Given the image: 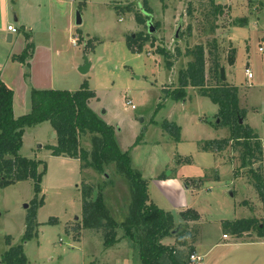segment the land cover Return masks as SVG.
<instances>
[{
    "label": "rangeland",
    "instance_id": "rangeland-1",
    "mask_svg": "<svg viewBox=\"0 0 264 264\" xmlns=\"http://www.w3.org/2000/svg\"><path fill=\"white\" fill-rule=\"evenodd\" d=\"M7 1L0 0V71L9 55L18 50L16 41L11 43L4 35L16 11V5L6 6ZM41 1L46 17L50 13L56 17L53 30L57 32H53L60 57L56 58L59 69L55 73L63 77L56 88L74 92L87 84L96 93L90 108L114 128L119 148L130 152L132 169L147 180L150 197L169 207L174 215L173 236L162 244L173 248L186 264H264V238L256 231L238 237L225 226L226 221L240 219H257L264 224V200L253 184L250 167H241L243 148L229 144L221 152L204 149L208 141L230 138L233 130L221 125L219 106L200 95L198 89L187 88V96L181 101L173 100L167 92L179 87L180 71L193 60L187 51L203 45L207 85L219 83L213 71L218 59L226 69L227 84L239 88V107L245 115L242 124L249 125L247 116L254 114L257 125L263 127L264 52L260 48H264V0H215L225 7L219 16L214 15L210 0H69L71 5L67 0ZM146 2L155 27L157 23L160 27L149 33L144 51L134 53L128 47V36L148 34V27L136 21V13H141ZM27 4L25 1L21 6L28 18ZM130 5L132 12L126 9ZM78 13L83 19L81 26L76 25ZM43 29L34 32L35 44H48ZM22 34L16 33L15 38ZM160 49L172 55L171 69ZM87 62L90 69L83 74L79 68ZM247 68L255 74L254 79H248ZM29 79L26 81L31 86ZM20 100L23 102L22 97ZM25 102L26 111L20 112L24 110L20 105L18 116L30 112V92ZM166 121L182 128L180 141L163 129ZM255 132L259 133L257 129ZM94 137L86 135L81 140L90 155L96 148ZM22 140L21 155L41 162V171L46 168L43 191L37 199L44 198L45 205L36 215L38 236L24 242L26 221L33 212L34 181L0 185V264H6L2 261L4 253L18 245L24 246L28 264H143L142 231L132 230L130 236L123 227L118 228V242L107 249L102 229L83 226L85 185L92 187L93 200L99 194L105 197L118 224L129 217L133 190L115 163L98 170L84 168L85 162L78 159L52 155L49 146L58 140L48 121L27 127ZM262 165L264 174V156ZM260 166L256 163L254 168ZM160 174L166 178L161 179ZM167 179L169 206L157 189L163 185L159 182ZM188 210L196 211L199 219L183 220L181 214ZM237 243L241 244L234 245ZM196 248L203 260L192 263L190 257ZM164 263H171L169 257Z\"/></svg>",
    "mask_w": 264,
    "mask_h": 264
},
{
    "label": "trees",
    "instance_id": "trees-1",
    "mask_svg": "<svg viewBox=\"0 0 264 264\" xmlns=\"http://www.w3.org/2000/svg\"><path fill=\"white\" fill-rule=\"evenodd\" d=\"M210 1L215 16L224 13V6L216 4L215 0ZM126 9L130 12L134 11L131 5ZM152 13L146 2L141 13H136V21L147 27L149 19H153ZM189 13L192 14V10H189ZM241 22L245 23V20ZM156 26L160 27L158 23ZM150 38L149 33L140 32L135 36L132 34L128 36L127 44L134 53H142ZM26 41L25 50L14 59L27 67L25 78L29 79L31 64L28 60L33 56L35 44L28 33ZM159 53L165 56L167 67L171 69L173 62H169L172 58L170 52L160 49ZM178 53L181 54L180 50ZM186 54L193 60L186 69L180 71L179 87L173 92L167 91L169 97L175 101H181L187 96V88L192 87L198 89L200 95L209 97L214 104L219 106L221 125L230 127L233 133L228 139L208 141L204 149L221 152L229 144L243 148L241 167H250L253 184L259 197L264 200L263 146L258 133L249 125L245 126L239 122L245 117L239 107V88L222 81L221 65L218 59L214 60L213 71L219 83L215 86L207 85L206 50L203 45L188 50ZM94 98H96V93L90 90L87 84L82 86L81 90L74 92L31 88V110L17 118L14 113V91L0 79V185L6 187L21 181H34L33 212L27 218L23 241H31L38 236L36 228L39 223L36 215L38 209L45 205V200L44 198L40 201L37 199L43 191L42 179L46 168L41 171V162L21 155L22 138L27 127L48 121L56 131L58 140L56 145L49 146L52 155L78 159L85 162L84 168L93 167L98 170H102L105 164L115 163L117 170L128 179L132 187L133 204L129 217L124 224H118L106 205L105 197L99 194L93 200L92 187L85 185L82 189L83 226L89 229H102L105 232L104 245L107 249L118 242V228L123 227L126 234L130 236H133L132 230L142 231L144 235L140 242V258L143 264H166L164 263L165 257H169L170 264H186L177 258L173 248L162 244L165 238L173 236L174 215L154 203H149L147 180L132 169L130 152L121 151L115 139L114 128L107 125L90 108V101ZM163 129L175 140H181L182 128L176 123L166 121ZM86 135L95 136L93 141L96 148L91 155L81 144L82 138ZM92 155L93 159L90 160L89 157L91 158ZM256 163L261 164L260 168H254ZM160 178L164 179L166 175L163 174ZM181 217L186 221H196L199 219V214L188 210L182 212ZM49 222L52 223L51 220ZM225 226L238 237L256 231L259 237L264 238V224L257 219L226 221ZM2 261L6 264H28L24 246L18 245L10 248L4 253Z\"/></svg>",
    "mask_w": 264,
    "mask_h": 264
},
{
    "label": "crops",
    "instance_id": "crops-1",
    "mask_svg": "<svg viewBox=\"0 0 264 264\" xmlns=\"http://www.w3.org/2000/svg\"><path fill=\"white\" fill-rule=\"evenodd\" d=\"M25 1L26 3H28L27 10H26V14L28 15V18L25 15V13H23V7L21 6V3ZM41 2H42L41 0H19V2L18 0H9L5 2L7 7L11 6V3H12V6L16 5V11H14V22L17 25L16 26L14 25V26L18 29L17 33L23 32L22 35H19L17 38H15L16 33H12L8 30V26L13 25L14 22L9 23L7 25V30L5 31L4 35L5 37L9 38V41L11 43H14V40L16 41L15 43H17L18 45L17 47L18 50L17 52L13 54L11 53L9 55L8 59L4 63L2 70L0 71V79L14 91V113L17 118L20 117L17 115V112H19L18 108L20 107V105H22V108L24 107V110L20 112L26 111L25 105L27 106V103L25 102V100L27 98L28 93L30 92L31 86L32 88L39 89V90H51V89H55L58 85L62 84L63 82L62 75H59L57 72L55 73V69L58 68L56 58L60 57L59 56L60 51L56 48L55 39H54L55 37L54 32H57V30L55 31L53 30V26L55 25L54 21L56 17L54 16L53 13H50L49 17H46V14L42 10V7L44 5ZM69 2L71 5L73 1H69ZM11 9L12 7H10L9 10ZM42 28H44L43 31L46 37L48 38V44H43V43L35 44L34 42L35 50H34L32 59L30 61V64H31V69H30L31 77L29 79L31 83V86H30L25 79L24 64L17 62L14 59V57L19 56L21 53H23L25 46L27 44L26 34L27 33L30 34V38L32 41V36L34 32ZM253 75H254L253 77L254 79L255 74ZM225 76H226V82H229L226 69H225ZM69 91H72V90H69ZM21 97L23 98V102H21L20 100ZM261 110H264V105L261 106ZM252 115L254 116V114ZM253 116H250V117L247 116L246 122H248L251 128H253L254 130L257 129L259 131L258 135L260 137V140L263 146V156H264V125L263 127H259L257 125L259 122ZM159 183L163 185H162V188L157 186L158 187L157 189L160 192L162 199L166 200L165 203L169 206V190H168L169 188L167 189L168 184H169V179L161 180V182ZM148 193H149V190H148ZM149 200H150L149 203H154L159 208L163 209L164 211L171 212L169 207H162L159 201L155 202L154 199L150 197V195H149ZM166 204L165 206H167ZM247 234L251 235L252 233L251 232L246 233L243 236L246 237ZM247 238H252V236H249ZM258 240H263V239L258 238ZM261 243H263V241H261ZM239 244L241 243H237L234 245H239ZM211 250L212 249H210V251ZM194 254H198L199 256L203 258V256L200 255L199 252L197 251V248Z\"/></svg>",
    "mask_w": 264,
    "mask_h": 264
},
{
    "label": "water",
    "instance_id": "water-1",
    "mask_svg": "<svg viewBox=\"0 0 264 264\" xmlns=\"http://www.w3.org/2000/svg\"><path fill=\"white\" fill-rule=\"evenodd\" d=\"M82 24H83L82 15L80 13H78L77 14V18H76V25L77 26H81ZM147 27H148V33H150V34H153V33H155L157 31V28L155 27L152 19H149V21L147 22ZM180 29H181V24H180V26H179V28L177 30V33H176V37L177 38L179 37ZM133 36H135V34H133ZM89 69H90V64L88 62L86 63V65L81 66L79 68L80 72L83 73V74H87L89 72ZM220 73H221L222 81H226L225 69L221 68ZM240 123L242 124L243 121L241 120Z\"/></svg>",
    "mask_w": 264,
    "mask_h": 264
},
{
    "label": "built area",
    "instance_id": "built-area-1",
    "mask_svg": "<svg viewBox=\"0 0 264 264\" xmlns=\"http://www.w3.org/2000/svg\"><path fill=\"white\" fill-rule=\"evenodd\" d=\"M8 30L10 32H12V33H17L18 32V29L15 26H13V25H9L8 26ZM260 51L264 52V48L261 47ZM246 74H247V77H248L249 80L253 79L254 75H253L252 71L249 68L246 69ZM128 104L130 105V104H132V102L128 101ZM132 107L134 109L136 108L133 104H132ZM224 237L226 238L227 235H225ZM190 259H191L192 263H198V262H201L203 260V258L201 256H199L198 254H192Z\"/></svg>",
    "mask_w": 264,
    "mask_h": 264
}]
</instances>
